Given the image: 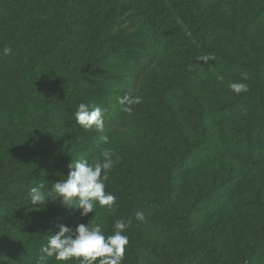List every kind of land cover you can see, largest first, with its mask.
Listing matches in <instances>:
<instances>
[{"label": "trees", "instance_id": "1", "mask_svg": "<svg viewBox=\"0 0 264 264\" xmlns=\"http://www.w3.org/2000/svg\"><path fill=\"white\" fill-rule=\"evenodd\" d=\"M0 40V264H37L80 220L30 188L105 152L115 204L86 222L132 220L121 264H264V0H0Z\"/></svg>", "mask_w": 264, "mask_h": 264}, {"label": "clouds", "instance_id": "2", "mask_svg": "<svg viewBox=\"0 0 264 264\" xmlns=\"http://www.w3.org/2000/svg\"><path fill=\"white\" fill-rule=\"evenodd\" d=\"M12 49L7 45L3 53L8 55ZM200 61L205 63L214 60L210 55H202ZM246 78V77H245ZM229 88L234 93H242L248 90V85L242 82H232ZM139 99H132L124 96L119 99L121 105L139 103ZM125 111L130 109L125 107ZM104 112L98 106L80 103L75 111V121L84 129H95L103 131ZM107 143L108 138L103 137ZM114 166V161L108 152L104 153V159L90 163L86 159H77L69 164V172L66 179H59L49 182L51 189L45 191V184L31 187L29 190L30 201L33 205L39 206L51 199L54 202L60 201L66 208L75 209L80 215L87 217L92 213L98 204L109 209L115 204L116 197L106 191L105 182L108 180L109 172ZM71 205V207H69ZM137 221L144 220L142 210L135 212ZM132 220L118 219L114 224L113 234L105 236L100 224L86 226L77 223L75 228L67 225H60L59 231L48 236L47 244L40 248V255L37 264H47L49 258H54L58 264L77 259L80 264H121L125 248L128 245V237L124 232L131 226Z\"/></svg>", "mask_w": 264, "mask_h": 264}, {"label": "rangeland", "instance_id": "3", "mask_svg": "<svg viewBox=\"0 0 264 264\" xmlns=\"http://www.w3.org/2000/svg\"><path fill=\"white\" fill-rule=\"evenodd\" d=\"M227 4L228 3L223 2V1H214V2H212V4H211V10H210L211 13L210 14L213 15L217 11H221L222 9L227 8L228 7ZM131 13L132 12H130V13L129 12H126L125 15H123V16L120 15L121 18H119L117 20L116 25L119 26V28L120 27L121 28L125 27L126 22H127L126 17H128L126 14H131ZM1 18H3V17L1 16ZM10 20H11V18L6 19L7 22L10 21ZM2 42L3 41L0 40V43H2ZM101 208L103 209L102 213L103 212L104 213H107L109 211V209H105V207H101V206H99L97 204L96 207H95V209H94V211L92 213H90L87 217H83V216H81L79 214L80 220H78L77 223H83V224H85L87 226L88 223L86 221L89 220V219H91V217H96L97 219L99 218V214H100V209ZM77 223L75 224V226L77 225ZM75 226H74V228H75ZM49 262H51V264H58V262H56L54 258H49ZM78 262H79V260L73 259L71 261L63 262V264H77Z\"/></svg>", "mask_w": 264, "mask_h": 264}]
</instances>
